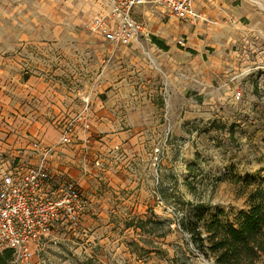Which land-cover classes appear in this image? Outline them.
<instances>
[{
    "label": "rangeland",
    "instance_id": "374dc122",
    "mask_svg": "<svg viewBox=\"0 0 264 264\" xmlns=\"http://www.w3.org/2000/svg\"><path fill=\"white\" fill-rule=\"evenodd\" d=\"M98 1L0 0V34L21 36L23 54L32 50L31 57H39L34 63L25 56L33 70H39L40 62L58 72L67 68L63 76L74 80L73 86L77 85L71 74L78 63L75 54L94 44L102 60L97 62L95 76L84 75L92 88L106 81L103 70L112 83L125 85L136 76L133 81L137 83L150 80L158 85L162 104L145 110L154 118L149 133L155 139L158 134L160 139L164 136L166 150L151 157L149 168L137 172L134 184L103 195L109 203L97 210L90 204L76 229L57 227L45 234L35 245L34 264H213L197 251L180 219L188 202H205L209 204L206 220L216 214L221 220H234L248 206V192L256 186L264 189V53L259 54L264 39L244 42L247 47L237 42L233 48L237 47L238 54L218 60L220 65L213 67L205 31L197 29L198 44L191 48L186 46L185 35L176 31L182 26L213 25V21H169L163 13L158 19H146L147 37L168 42V51L147 37L134 46L112 45L99 38L96 43L83 42L78 37H98L83 26L85 19L107 11L105 0ZM245 1L254 4V0ZM240 2L234 0L233 5L238 7ZM137 15L143 17L142 11ZM45 36L54 37L52 60H46L45 49L25 43ZM244 48L246 56H242ZM136 53L145 60L136 62L138 71L128 73L131 55ZM110 54L117 57L111 60L113 70L106 71ZM159 54L167 60L158 59ZM119 109L121 116L128 109L135 110ZM10 257L5 255L6 264ZM256 264H264V255Z\"/></svg>",
    "mask_w": 264,
    "mask_h": 264
},
{
    "label": "crops",
    "instance_id": "0c3cea01",
    "mask_svg": "<svg viewBox=\"0 0 264 264\" xmlns=\"http://www.w3.org/2000/svg\"><path fill=\"white\" fill-rule=\"evenodd\" d=\"M233 2L234 0H198L197 9L214 24L205 27L196 25L195 29L190 26L176 27L177 32L185 35L183 38L186 46L190 48L198 44V30L205 31L207 46L212 52L209 60L213 67L220 65L218 60H228L238 54L237 47L233 48L237 42L259 43L257 39H264V0H254V4L241 0L238 7ZM104 4L108 8L107 3ZM138 10L142 11L143 17L137 15ZM163 13L165 12L161 7L146 3L135 9L134 16L146 22V19L162 17ZM168 20L171 21V18ZM64 22L69 23V20H62ZM189 34L195 37H189ZM97 36H81L78 39L89 43H96V38L105 41L100 35ZM62 38L64 37H59ZM147 38L151 41L149 36ZM25 43L30 46L34 43L36 47L45 49L46 60L54 58L51 50L53 36L33 40L30 38V42ZM165 44L168 45V42ZM134 45L136 44L133 43ZM21 46V36L0 34V179L7 170L26 168L40 161V152L32 146V142L36 140L43 146L53 148L46 163L56 175L63 173L78 180L86 199L84 212L92 204L97 210L101 204L109 203L106 201L109 198L105 199L103 195L113 194L124 186L127 188L128 183L134 184L138 179L137 172L145 167L149 168L152 156L156 158L159 153L165 154V137L161 136L160 139L158 134L155 139L149 133L154 118L150 110L149 115L145 110L146 107H159L162 104L161 90L158 85L150 83V80L144 84L133 81L136 76L125 85L112 83L104 70L102 76L106 81L92 88L84 75L95 76L99 72L97 62L102 59L96 44L88 50L84 46L75 54L78 63L76 70L71 73L77 80L75 86L72 85L74 80L63 76L67 75V68L60 69V73L58 68L52 69L51 65L43 66L40 62L37 66L39 70H33L28 65L32 64L25 60L35 52L31 50L23 54ZM249 46L252 44L248 43ZM242 47L247 46L244 43ZM242 51V56H246V48ZM259 52L262 54L264 50ZM175 54L171 58L177 61ZM160 55L158 59L167 60ZM112 57L116 58L117 55H109L105 63L106 71L113 70L110 68ZM37 58L39 57H31L34 63H38ZM141 59L145 60L140 53L131 55L132 65L128 67L131 68L128 73L138 71L136 66L139 63L136 62ZM174 65L173 68H178ZM179 74L174 76L175 79ZM95 82L96 79H93V83ZM85 107L89 127L85 129L81 120L75 118L77 121L73 124L71 142L61 144L63 125L74 119L73 116L82 113ZM126 107L135 110L131 113L132 110L128 109V114L121 116L122 110L119 108ZM144 159L147 160L144 162ZM96 161L99 163L95 164Z\"/></svg>",
    "mask_w": 264,
    "mask_h": 264
},
{
    "label": "built area",
    "instance_id": "2783aa9c",
    "mask_svg": "<svg viewBox=\"0 0 264 264\" xmlns=\"http://www.w3.org/2000/svg\"><path fill=\"white\" fill-rule=\"evenodd\" d=\"M105 2L107 11L85 19L83 26L113 45H131L147 37L146 22L134 16L135 9L146 3L158 4L169 18L191 24L205 20L197 9L198 0ZM179 42L182 43V40ZM86 109L63 125L61 144L71 142L73 124L77 121L75 118L81 120L85 129L89 127ZM32 146L40 152V161L26 168L7 170L0 179V253L11 250L8 264H34V249L38 241L53 228L76 229L86 208V199L78 180L63 173L56 175L47 165L46 159L53 148L36 140Z\"/></svg>",
    "mask_w": 264,
    "mask_h": 264
},
{
    "label": "trees",
    "instance_id": "16d2710c",
    "mask_svg": "<svg viewBox=\"0 0 264 264\" xmlns=\"http://www.w3.org/2000/svg\"><path fill=\"white\" fill-rule=\"evenodd\" d=\"M150 39L167 48L156 36L150 35ZM248 202L234 220H221L218 214L206 220L209 204L188 202L180 224L189 232L197 251L213 264H256L264 255V189L252 188ZM5 255L11 256V250L0 255V263H7Z\"/></svg>",
    "mask_w": 264,
    "mask_h": 264
}]
</instances>
